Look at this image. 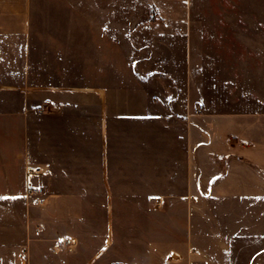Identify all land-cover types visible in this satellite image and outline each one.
I'll return each instance as SVG.
<instances>
[{"label": "crops", "instance_id": "crops-1", "mask_svg": "<svg viewBox=\"0 0 264 264\" xmlns=\"http://www.w3.org/2000/svg\"><path fill=\"white\" fill-rule=\"evenodd\" d=\"M228 8L0 0V264H264V50Z\"/></svg>", "mask_w": 264, "mask_h": 264}, {"label": "rangeland", "instance_id": "rangeland-1", "mask_svg": "<svg viewBox=\"0 0 264 264\" xmlns=\"http://www.w3.org/2000/svg\"><path fill=\"white\" fill-rule=\"evenodd\" d=\"M198 2L211 1L216 3H226L227 6H237L235 9H227L228 13H241L242 16V33L243 41L241 42L244 51V58L249 60V55L254 57L256 55V49L264 50V39H252L256 38V34L260 33L262 26H259L258 21H261L264 17V0H195ZM240 7V8H239ZM264 52V51H263Z\"/></svg>", "mask_w": 264, "mask_h": 264}, {"label": "built area", "instance_id": "built-area-1", "mask_svg": "<svg viewBox=\"0 0 264 264\" xmlns=\"http://www.w3.org/2000/svg\"><path fill=\"white\" fill-rule=\"evenodd\" d=\"M50 104V101H46L43 105H39L35 108V112L39 114H44L47 113L46 106ZM203 107L200 106L199 108L196 109V111H202ZM43 190L42 189H35L31 188L28 191V195L32 198H34L35 203L37 204H42L43 200L39 198L38 196L42 194ZM57 243L62 245L63 249L67 253H74L75 252V242L72 238H65V237H58L56 239Z\"/></svg>", "mask_w": 264, "mask_h": 264}, {"label": "snow or ice", "instance_id": "snow-or-ice-1", "mask_svg": "<svg viewBox=\"0 0 264 264\" xmlns=\"http://www.w3.org/2000/svg\"><path fill=\"white\" fill-rule=\"evenodd\" d=\"M4 197H0V199H3Z\"/></svg>", "mask_w": 264, "mask_h": 264}]
</instances>
